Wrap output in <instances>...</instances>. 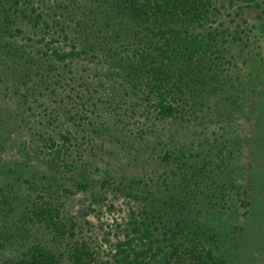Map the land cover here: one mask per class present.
I'll use <instances>...</instances> for the list:
<instances>
[{"label": "rangeland", "instance_id": "374dc122", "mask_svg": "<svg viewBox=\"0 0 264 264\" xmlns=\"http://www.w3.org/2000/svg\"><path fill=\"white\" fill-rule=\"evenodd\" d=\"M101 2L19 0L17 5H0L12 20L7 34L21 45L31 44L27 36L32 29L20 12L28 14L34 6L42 14L40 25L46 20L61 37L67 35L61 42L66 48L89 46L63 71L73 75L71 84L84 98L88 87L96 103L93 114L88 113L92 124H84L82 114L76 117L87 140L66 117L71 113V100L65 96L69 86L59 88L57 100L63 97V102L50 97L45 101L47 109L56 110L48 125L41 101L27 108L28 103L21 104L24 99L4 94L12 69L19 73L27 66L0 57V193L5 195L0 199V240L9 234L13 239L9 248H0V259L11 262L22 245L36 242L63 250L43 228L23 222L27 207L46 201L78 224L77 238L88 242L98 261L113 264L114 245L123 236L130 207L141 209L150 192L154 203L167 211V219L180 215L176 201L181 199L183 213L196 219L204 243L230 264H264V0H217L220 14L200 29L217 30L221 54L213 57V71L208 73H216L217 79L205 76L194 98L186 94L195 104L164 121H145L138 112L143 110L132 106L135 97L125 93L121 76L133 64L129 47L134 27L118 15L106 16ZM28 47L24 49L30 57H38ZM64 129L77 130L82 142L70 168L52 163L39 137L50 134L58 141L57 133ZM165 151L210 158L208 168L225 185L224 197L216 193L209 199L201 185L187 181L189 174L183 179L174 176L177 162H163ZM190 162L197 169L201 163L197 157ZM107 179L113 184L103 185ZM244 197L247 207L241 205ZM164 200L170 205L163 208Z\"/></svg>", "mask_w": 264, "mask_h": 264}, {"label": "trees", "instance_id": "16d2710c", "mask_svg": "<svg viewBox=\"0 0 264 264\" xmlns=\"http://www.w3.org/2000/svg\"><path fill=\"white\" fill-rule=\"evenodd\" d=\"M101 1L99 5L104 6L106 16L118 15L134 27L129 47L133 64L129 63L128 71L121 76L128 88L125 93L136 99L132 106L143 110L138 112L145 121L150 118L163 121L176 119L184 114L188 105L195 104L186 94L192 93L190 97L194 98L199 93L196 86L205 76L210 81L217 79L216 73L208 74L213 71L209 65L214 61L213 57L221 54L217 30L212 29L207 33L200 31L205 22L220 14L217 0ZM5 3L17 5L19 0H0L1 6ZM255 5L259 6L258 3ZM5 11L3 7L0 10V19L4 23L0 25V57L4 56L2 61L19 60L27 69L19 73L17 69H12V80L9 79L8 84H5L4 94L9 91L11 96L24 99L21 104L28 103L27 108H31V103L41 101L39 103L44 106V112H48L49 125L54 121L52 115L56 110L47 109L45 101L50 97L55 102H63V97L57 100L59 88L64 90L69 86V89H65V96L71 100L68 111L71 113L66 117L74 127L84 132L81 138L85 139V128L76 117L82 114V119L87 120L84 124H92L88 113L93 114L96 103L88 87L85 88L89 95L86 98L82 91L73 87V75H64L63 68L72 63L77 55L87 53L89 46L78 49L77 45H73L66 48L61 42L68 40L67 35L61 37L46 20H42L40 25L38 21L42 19V14L34 6L30 7L28 14L20 12V18L25 19L32 29V33L27 36L31 44L21 45L12 40L13 34H7L12 20L4 14ZM88 11L96 18L94 8ZM78 24L81 28L88 27L86 22ZM24 46H29L28 49L34 50L38 57H30ZM17 81L21 83L20 89ZM78 134L77 130L72 132L64 129L57 133L58 141L50 134H40L39 137L49 160L70 168L73 166V154L78 152L82 143L78 140ZM193 157L199 158L201 162L198 169L190 162ZM161 160L167 164L175 160L178 171L174 172V176L180 175L183 179L189 174L187 181L194 180L198 187L201 185L202 193L209 199L214 198L216 193H219V198L224 197L225 185H220L208 168L210 158L200 157L199 154L188 156L182 151L173 155L165 151ZM102 184L111 185L113 181L107 179ZM84 186L81 185L82 188ZM206 190L210 193L205 194ZM4 197L0 193V199ZM145 200L146 203L139 210L130 207L123 236L114 245L113 264H230L204 243L196 219H190L183 213V206L179 205L183 202L181 199L176 201V210L180 215L176 214L174 219L165 218L167 211L154 203L150 192ZM162 204L163 208L170 205L165 200ZM241 205L247 207L249 201L244 197ZM182 213L184 216H181ZM23 222L43 228L58 244L63 245V250L38 242L22 245L11 262L0 259V264H109L98 261L96 251L88 242L77 238L78 224L64 217L59 206L46 201L32 204L26 208ZM11 237L12 234H9L0 240L2 250L13 244Z\"/></svg>", "mask_w": 264, "mask_h": 264}]
</instances>
